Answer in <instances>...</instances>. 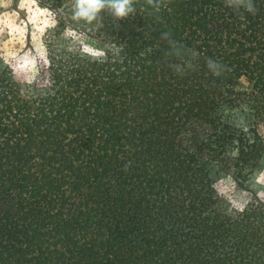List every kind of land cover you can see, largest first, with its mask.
<instances>
[{
	"label": "trees",
	"instance_id": "16d2710c",
	"mask_svg": "<svg viewBox=\"0 0 264 264\" xmlns=\"http://www.w3.org/2000/svg\"><path fill=\"white\" fill-rule=\"evenodd\" d=\"M37 1L103 55L53 40L29 81L0 54V264H264V0H134L98 28Z\"/></svg>",
	"mask_w": 264,
	"mask_h": 264
},
{
	"label": "rangeland",
	"instance_id": "374dc122",
	"mask_svg": "<svg viewBox=\"0 0 264 264\" xmlns=\"http://www.w3.org/2000/svg\"><path fill=\"white\" fill-rule=\"evenodd\" d=\"M53 40L72 50L103 55V48L87 34L69 27L63 30L57 16L37 0H0V54L16 63L29 81L41 78V69L47 64V44ZM224 182V194L237 208H243L252 198L231 178ZM254 189L264 198V162Z\"/></svg>",
	"mask_w": 264,
	"mask_h": 264
},
{
	"label": "clouds",
	"instance_id": "9594fccd",
	"mask_svg": "<svg viewBox=\"0 0 264 264\" xmlns=\"http://www.w3.org/2000/svg\"><path fill=\"white\" fill-rule=\"evenodd\" d=\"M154 12H159L163 7L161 0H149ZM226 4L231 8H243L248 12H254L255 6L252 0H226ZM72 18L75 21H82L93 27H102L103 14L108 13L116 21L128 19L136 13L134 0H74L72 5ZM170 33L166 31L163 38L169 40V55L180 60L181 63L172 65L178 74H183L185 68H194L192 60L196 57L195 52L189 54L188 51L178 45L176 41L169 39ZM119 49L117 48V52ZM208 69L213 75H218L221 66L216 61L209 59Z\"/></svg>",
	"mask_w": 264,
	"mask_h": 264
}]
</instances>
